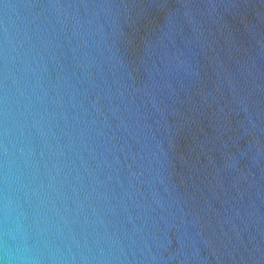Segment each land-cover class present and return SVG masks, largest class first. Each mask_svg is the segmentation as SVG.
Returning a JSON list of instances; mask_svg holds the SVG:
<instances>
[{
    "label": "water",
    "instance_id": "water-1",
    "mask_svg": "<svg viewBox=\"0 0 264 264\" xmlns=\"http://www.w3.org/2000/svg\"><path fill=\"white\" fill-rule=\"evenodd\" d=\"M0 264H264V0H0Z\"/></svg>",
    "mask_w": 264,
    "mask_h": 264
}]
</instances>
